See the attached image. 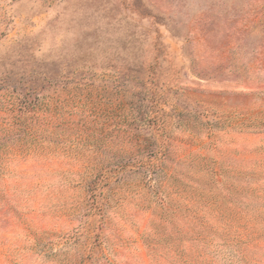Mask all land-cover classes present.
Instances as JSON below:
<instances>
[{"label":"rangeland","instance_id":"374dc122","mask_svg":"<svg viewBox=\"0 0 264 264\" xmlns=\"http://www.w3.org/2000/svg\"><path fill=\"white\" fill-rule=\"evenodd\" d=\"M0 264H264V0H0Z\"/></svg>","mask_w":264,"mask_h":264}]
</instances>
